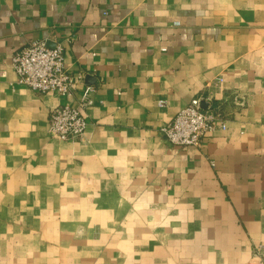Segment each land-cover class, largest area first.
Instances as JSON below:
<instances>
[{
  "label": "crops",
  "instance_id": "1",
  "mask_svg": "<svg viewBox=\"0 0 264 264\" xmlns=\"http://www.w3.org/2000/svg\"><path fill=\"white\" fill-rule=\"evenodd\" d=\"M35 39L94 87L81 141L48 131L74 100L15 82ZM194 97L226 127L171 145ZM259 243L264 0H0V264H258Z\"/></svg>",
  "mask_w": 264,
  "mask_h": 264
},
{
  "label": "built area",
  "instance_id": "2",
  "mask_svg": "<svg viewBox=\"0 0 264 264\" xmlns=\"http://www.w3.org/2000/svg\"><path fill=\"white\" fill-rule=\"evenodd\" d=\"M12 65L16 83L37 93L51 92L74 100V104L65 102L50 108L48 131L58 139L81 141L88 125L86 108L94 102V87L86 86L79 92L77 88L83 83V76L69 73L64 66L62 44L56 42L48 46L44 40H32L13 54ZM201 101L199 97L192 98L159 128L168 143L198 146L204 136L226 127L220 110L209 103L202 107ZM253 255L258 264H264V244L259 243Z\"/></svg>",
  "mask_w": 264,
  "mask_h": 264
},
{
  "label": "water",
  "instance_id": "3",
  "mask_svg": "<svg viewBox=\"0 0 264 264\" xmlns=\"http://www.w3.org/2000/svg\"><path fill=\"white\" fill-rule=\"evenodd\" d=\"M200 104H201V106H202V107H204V104H205V103H204L203 101H201V103H200Z\"/></svg>",
  "mask_w": 264,
  "mask_h": 264
}]
</instances>
